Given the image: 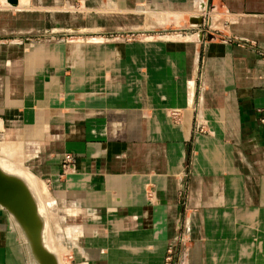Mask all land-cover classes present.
Here are the masks:
<instances>
[{
    "label": "crops",
    "instance_id": "0c3cea01",
    "mask_svg": "<svg viewBox=\"0 0 264 264\" xmlns=\"http://www.w3.org/2000/svg\"><path fill=\"white\" fill-rule=\"evenodd\" d=\"M209 3L212 40L207 0H0V160L61 212L60 264H264V0ZM0 264H28L2 208Z\"/></svg>",
    "mask_w": 264,
    "mask_h": 264
},
{
    "label": "water",
    "instance_id": "95a60500",
    "mask_svg": "<svg viewBox=\"0 0 264 264\" xmlns=\"http://www.w3.org/2000/svg\"><path fill=\"white\" fill-rule=\"evenodd\" d=\"M16 4L17 0H9ZM212 7V6H211ZM208 4L206 8H211ZM196 19V18H195ZM198 25H203L199 16ZM202 31L198 36H202ZM214 37L209 35L207 40ZM0 208L5 210L17 224L36 264H58L57 258L47 247L44 239V218L37 200L23 179L0 167ZM26 241V242H25Z\"/></svg>",
    "mask_w": 264,
    "mask_h": 264
},
{
    "label": "rangeland",
    "instance_id": "374dc122",
    "mask_svg": "<svg viewBox=\"0 0 264 264\" xmlns=\"http://www.w3.org/2000/svg\"><path fill=\"white\" fill-rule=\"evenodd\" d=\"M30 3H31V0H19L18 4H16L17 6L16 5L11 6V5L7 4V7H9L11 10H15L17 8H29ZM209 6L211 7V4ZM213 10L214 9L209 8V12L213 11ZM203 14L204 13H201V15H199V16L203 17ZM208 17L210 18V16H208ZM209 18L206 17L208 22H209ZM207 20H206V22H207ZM213 23H214V25L212 24L213 26L211 24L209 25L208 23H205L204 18H203L202 27H204V29L206 31V32L204 31V33H206L205 40H207V37L209 35L213 36V33H215L214 29L219 26V24H217L218 23L217 20H214ZM192 26H194L196 28H198V26L201 27V25H195V24ZM208 26H210V27H208ZM126 37H127V39H133V38H135V35L130 34L129 36H126ZM0 164H9V166L10 165L14 166V167H16V170L18 172H21V171L28 172V171H26L27 169L23 168L22 166H16V165H14V163L9 162V160L5 159V158H1ZM39 184H41V183H39ZM42 185H44V184H42ZM38 198L37 199H38V203H39L40 212L44 218V239H45L46 244L49 247V249L53 253H55L56 256L58 257L59 253H58L57 245H59V243L63 242L64 237H65L64 236V232H65L64 227L65 226H64V224H61V222L63 221V216L61 217V212H59L57 209H55V206L53 203L51 204V203L46 202L49 200L50 197L48 199H46L44 196H41V197L38 196ZM58 219H60L59 222H58ZM58 258H59V261L62 262L60 256ZM66 262L69 264L68 261H66Z\"/></svg>",
    "mask_w": 264,
    "mask_h": 264
},
{
    "label": "built area",
    "instance_id": "2783aa9c",
    "mask_svg": "<svg viewBox=\"0 0 264 264\" xmlns=\"http://www.w3.org/2000/svg\"><path fill=\"white\" fill-rule=\"evenodd\" d=\"M19 1V0H17ZM207 3H209V0H207ZM203 18H204V21H205V18L207 17L208 18V14L209 12L206 13L203 12ZM204 36H206V33H204ZM229 40H238L236 38H232V37H229L228 38ZM238 43L240 44H244L242 40H238L237 41ZM249 44H254V42L250 41ZM196 83H197V86H196V91H195V98H194V101L193 103L190 105V109L194 112V124L195 125H198V111H199V107H200V99H201V93L204 89V81H203V78L202 76L199 74L197 77H196ZM170 116L178 121L179 120V112L177 110H172L170 112ZM261 125L264 127V116H261L260 119H259ZM202 129V126L198 127V130H201ZM74 167V158H73V155L69 152H65L63 153L62 155V159H61V176L63 174H65L66 172H68L69 170H72ZM187 172L185 173L184 172V175H186ZM188 241V238L184 235V234H181L179 237H178V243L182 244V245H186ZM72 260V256L71 255H67L66 256V261L70 262ZM164 264H185L184 263V259L183 258H178L175 256V253H174V245H170L167 249V253H166V256L164 258Z\"/></svg>",
    "mask_w": 264,
    "mask_h": 264
},
{
    "label": "bare ground",
    "instance_id": "6f19581e",
    "mask_svg": "<svg viewBox=\"0 0 264 264\" xmlns=\"http://www.w3.org/2000/svg\"><path fill=\"white\" fill-rule=\"evenodd\" d=\"M6 2L9 4V5H16L18 4V1L16 2V4H11L9 2V0H6ZM17 6V5H16ZM208 12H209V8H208ZM198 35V34H197ZM0 167L2 169H4L5 171L11 173V174H14V175H17L18 177H20L21 179L24 180V182L27 184L29 190L32 192V194L34 195L35 199L37 200L38 202V196H44L46 199H48L50 197V194L48 192V190L46 189V187L42 184H39L37 178H35L34 176H32L31 174H28L27 172H24V171H21V172H18L16 170V167L14 166H9V164H0ZM18 168V167H17ZM27 171V170H26ZM38 195V196H37ZM38 198V199H37ZM39 205V203H38ZM24 239V237H23ZM26 242V241H25ZM51 242V241H50ZM25 244V243H24ZM50 244V243H49ZM26 247V251H27V255H28V264H36L35 262V259L30 256V250H28L29 248H27V246L25 245ZM48 247V246H47ZM53 247V246H52ZM49 248V247H48ZM53 249V248H52ZM52 252V251H51ZM54 255L56 256V254L54 253ZM59 257V256H58ZM57 258V261H58V264H60V261H59V258Z\"/></svg>",
    "mask_w": 264,
    "mask_h": 264
}]
</instances>
